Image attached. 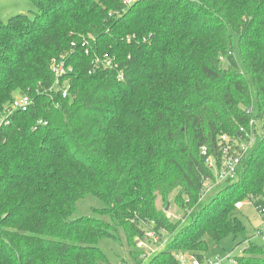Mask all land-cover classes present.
<instances>
[{"label":"trees","instance_id":"obj_1","mask_svg":"<svg viewBox=\"0 0 264 264\" xmlns=\"http://www.w3.org/2000/svg\"><path fill=\"white\" fill-rule=\"evenodd\" d=\"M29 1L32 16L0 19V109L22 92L33 102L0 128V264H109L97 243L119 232L137 264L204 259L205 237L242 242L235 202L264 207V122L236 178L199 200L201 147L264 113V0ZM61 54L66 97L49 91ZM95 54L117 66L92 69ZM171 192L182 221L156 205ZM87 196L96 215L73 218ZM143 221L170 239L138 260ZM248 241L237 264H264V243Z\"/></svg>","mask_w":264,"mask_h":264},{"label":"built area","instance_id":"obj_2","mask_svg":"<svg viewBox=\"0 0 264 264\" xmlns=\"http://www.w3.org/2000/svg\"><path fill=\"white\" fill-rule=\"evenodd\" d=\"M88 36V40L85 39L83 40L84 43H82L84 52L86 53H88L87 44L90 45L89 40H94L92 35ZM66 55L67 54H61L57 57H53L49 65L54 77V81L51 84L52 86L49 88V91L58 92L62 97L67 96L68 89L70 88L67 79L64 77L72 69L71 66L66 63ZM219 58L222 60L223 56H220ZM113 62L112 58L107 54L101 56L95 54L92 58L91 66L92 69L115 68L117 65ZM118 76H122L121 70L118 71ZM9 103L10 104L6 108L0 109V128L6 126V124L10 122L9 117L13 113L27 110L33 102L29 93L22 92V94L16 95ZM250 111L251 107H249L247 112ZM40 122L41 120L38 121V123ZM260 122H264V113H262L260 118H250L249 130L244 127H239L240 132L238 136L230 137L227 134H220L214 151H210L205 145L201 147L203 161L210 173L202 177L203 180L199 200H202L206 193L217 187L223 181L234 180L236 178L239 166L242 162L241 159L249 152L253 145L252 143L256 138V126L262 125ZM42 123L46 124L45 121H42ZM248 203H250L249 200L237 201L235 202L234 207L240 209L244 204ZM256 210L261 218H264V207ZM166 215L169 218H171V216L177 217L169 211H167ZM141 228L143 229V232L142 235L135 238V246L139 252V255L137 256L138 260H145L150 255L156 253V251L165 247L170 239V234L164 227H155L153 221H143ZM256 235L260 240L264 241V226L256 229ZM246 246L242 250L239 249L237 255L234 254V252L226 253L221 257L208 260V264H237V256L243 254ZM172 254L175 259H177L178 264H204V259H198L189 251L173 252Z\"/></svg>","mask_w":264,"mask_h":264},{"label":"rangeland","instance_id":"obj_3","mask_svg":"<svg viewBox=\"0 0 264 264\" xmlns=\"http://www.w3.org/2000/svg\"><path fill=\"white\" fill-rule=\"evenodd\" d=\"M20 10V11H19ZM36 11V7L29 0H0V19L5 21L9 16L17 14L19 12L27 13L29 16ZM236 35L233 36V44L236 45ZM246 79L248 77L246 76ZM251 95L253 96V102L255 101L254 87L250 82ZM254 111H256L255 103L253 105ZM170 202L162 203L160 197H157L156 205L158 208L169 211L171 214H174L177 217L171 216L169 218L172 221L184 220L183 212L178 208V204L173 200V193H170ZM85 201V202H84ZM97 203L94 198L87 196L85 199L77 202V209L74 212L73 218L80 215H96L91 210V206H95ZM167 204L169 208L166 209ZM241 220L246 226L245 230V239L241 242L240 237L233 239L231 236H227L220 240L219 243L213 242L212 240L205 237L206 242L208 243V249L205 251L204 255V264H208V260H213L216 257H221L226 253L238 254L239 249H243L248 245L246 238L251 241L264 243L256 235V229L264 226V218H261L256 208H254L250 203L244 204L240 208ZM120 239L117 240L112 237L102 238L98 241L97 245L101 248L109 264H137L133 258L130 257L128 246L125 243V237L122 232H119Z\"/></svg>","mask_w":264,"mask_h":264},{"label":"water","instance_id":"obj_4","mask_svg":"<svg viewBox=\"0 0 264 264\" xmlns=\"http://www.w3.org/2000/svg\"><path fill=\"white\" fill-rule=\"evenodd\" d=\"M168 206H169V205L167 204L166 209L168 208Z\"/></svg>","mask_w":264,"mask_h":264},{"label":"crops","instance_id":"obj_5","mask_svg":"<svg viewBox=\"0 0 264 264\" xmlns=\"http://www.w3.org/2000/svg\"><path fill=\"white\" fill-rule=\"evenodd\" d=\"M20 11V10H19Z\"/></svg>","mask_w":264,"mask_h":264}]
</instances>
